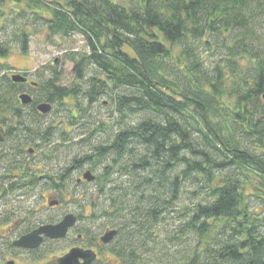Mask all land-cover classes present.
Listing matches in <instances>:
<instances>
[{
  "label": "trees",
  "instance_id": "obj_1",
  "mask_svg": "<svg viewBox=\"0 0 264 264\" xmlns=\"http://www.w3.org/2000/svg\"><path fill=\"white\" fill-rule=\"evenodd\" d=\"M16 17L24 22L12 41L24 54L35 25L49 38L78 33L87 51L67 57L72 88L60 73L35 82L25 114L2 75L1 123L17 121L16 137L60 150L68 134L43 127L37 103L73 99L68 126L79 127L85 107L105 97L116 117L106 141L96 142L103 125L80 129L79 144H94L70 162L91 174L102 167L85 216L96 228L78 231L105 250L93 264H264V0H0V37ZM10 50L0 39V58ZM56 169L62 194L70 169ZM185 183L191 202L174 210ZM174 211L177 225L162 232ZM107 229L116 236L102 245Z\"/></svg>",
  "mask_w": 264,
  "mask_h": 264
},
{
  "label": "rangeland",
  "instance_id": "obj_2",
  "mask_svg": "<svg viewBox=\"0 0 264 264\" xmlns=\"http://www.w3.org/2000/svg\"><path fill=\"white\" fill-rule=\"evenodd\" d=\"M129 1V0H126ZM11 4V3H10ZM10 5H8L9 7ZM14 10L21 9L20 7H13ZM6 10V9H5ZM7 11V10H6ZM24 22L23 18L16 17L13 21V25L5 27V32H1L0 39L2 41H7L8 45L11 46L10 53L6 57L0 58V64L5 65L8 69L2 70L0 77L4 74L9 73L11 70H16L20 74H26L29 78L33 80V82H42L49 78L53 73H60L61 74V81L60 85L63 87L72 88L74 84V75L72 73L73 65L70 61H68L67 57L71 54H76L77 52L87 51L86 45L83 41V38L80 34L76 33L66 38H62L59 36H55L53 38H49L44 30L39 25L33 26V28H28L26 31L29 34L28 39V49L27 52L24 54L21 51V46L16 40L12 41V31L17 30L15 26H21ZM14 39V38H13ZM92 69L89 68L86 70L85 75L87 78L92 74ZM5 83H10L9 80H6ZM65 104L63 106L56 107L53 106L52 110L44 115L40 120L42 126H50L53 128L55 135L58 136L59 132L64 131L68 135L69 142L66 140L60 150L54 148L53 146H58L60 142L55 141L54 145H49L46 150L41 149L46 156H48L49 161L45 162L41 160L42 153L40 152V148H37L38 144L35 140L28 142V147L36 148V156L30 155H23L25 158V163L31 162L34 158L36 159V163L34 164V173L35 175H41V173H53L55 175L56 168H68L70 171L68 172L69 176L67 180L64 182L65 189H62V194H58V191H51L50 195H53L56 199L55 201L58 202V208L52 211H45L41 210L40 205H44L45 201L43 196L47 194L45 190L42 189V184L44 183L43 180H39L38 187L33 190L31 187L23 186L25 182L22 183V188L18 193L10 192L8 196L9 204H10V212L13 214V217L17 218L18 209H21L20 216L23 217L22 220L26 222H33L35 219L37 221H46L52 219V216L61 217L64 213H71L74 215L80 214L82 219L78 220L74 226V230L71 229L68 231V234L60 240H47L42 243L39 249L34 251L18 249L12 246L11 241L9 242H0V264H9L10 262L13 264H57L56 260L59 257H62L65 253L73 248H77L81 245L77 239H75V233L85 228V226L92 231V229L96 228V224H92L91 220L85 217L89 214V201L88 197L92 195L95 197L94 192L98 189V185L96 183L89 184V185H75L73 182L76 178L81 176L84 170L88 166H82V169H77V167H73L74 165L71 164L72 159H78L80 155L91 153V147L94 144V141L88 143L86 146L79 144V140L84 136V133L80 136L77 135L81 133L80 129H85L87 127L94 128L99 125H103L107 129V134H97L96 142L98 141H106L105 139L107 136H110L111 133L117 131L119 128L113 123L116 117L113 119L109 118V112L112 110V107L107 98L101 97L98 103L92 104L90 108L87 106V115H83L80 121H84L87 125H80L79 127L76 125L68 126L69 124V114L71 113L70 110L68 112L69 107L67 105L69 103H73V99H65L63 101ZM1 115V114H0ZM2 117H0L1 123ZM130 120V119H129ZM94 122V124H92ZM5 125L12 126L14 122H9L7 120L4 121ZM3 123V124H4ZM92 124V125H91ZM6 129V127H5ZM16 138V135H15ZM19 138V139H18ZM16 139L9 140L5 143L3 150L5 154H7L8 158L15 159L17 164L22 163L20 156L15 155L12 150L15 149L17 145L16 142L20 141V143H24L25 137L22 135ZM15 140V141H14ZM248 144L247 141H244L243 147L245 148ZM23 145V144H22ZM20 145V146H22ZM27 148V147H24ZM55 156V158H54ZM57 159V160H56ZM76 165V164H75ZM31 167H33L31 165ZM23 168V165L22 167ZM25 169V168H24ZM23 169V170H24ZM82 170V171H81ZM102 167H97L92 173L94 175L100 174ZM147 172L139 171L138 174L145 175ZM56 176V175H55ZM115 180V178H114ZM190 188L188 183H185L180 189L179 200L174 203V210L178 209L181 206L190 204L191 199L188 195ZM249 189L247 190V192ZM251 192V191H250ZM248 192V193H250ZM63 196V200H58L59 196ZM20 196H23L22 199ZM50 197V196H49ZM18 198V199H17ZM53 198V197H52ZM197 201H201L197 199ZM252 203H258L255 199L251 200ZM85 203V204H84ZM85 206L84 208H82ZM18 208V209H17ZM44 209V208H43ZM262 210V209H260ZM41 211V212H40ZM179 213V212H178ZM176 211L172 212L169 217L167 218L165 223H162L161 229L162 232L165 230L172 231L171 229L174 228L177 224L175 221L176 218ZM19 215V214H18ZM19 217V216H18ZM14 219V218H13ZM160 229V230H161ZM86 233V232H85ZM11 244V246H10ZM99 253L100 259L105 258V250L104 249H97ZM101 251V252H100Z\"/></svg>",
  "mask_w": 264,
  "mask_h": 264
},
{
  "label": "flooded vegetation",
  "instance_id": "obj_3",
  "mask_svg": "<svg viewBox=\"0 0 264 264\" xmlns=\"http://www.w3.org/2000/svg\"><path fill=\"white\" fill-rule=\"evenodd\" d=\"M13 74H19L21 77L26 78L24 83H12L14 84V88L18 89V91L14 94L13 96V105L16 107L19 111H22V114H25L29 111H32V104L34 103L33 99V93L32 89H35L36 83L33 82L31 78L28 77V75L20 74L16 70H11L9 73L6 74L7 79L11 80L10 77L13 76ZM29 95L30 98L32 99L31 103L28 104H22L21 100H19L20 95ZM39 103H37L34 106V109L36 110V106ZM38 115H41L38 110H36ZM19 122L15 121L12 126L5 125V123H0V242H9L11 241L12 246L14 241L20 239L22 236H26L28 234H31V232L35 231L41 225L44 224H55L58 223L61 218L58 216H52V219L46 220V221H37L36 219L33 222H26L25 220H22L23 217L20 216L21 209H18V214L17 218L13 217V214L10 212V204H9V193L10 192H15L18 193L20 189L22 188V183L23 186L26 187H31L33 190H35L36 187H38L39 180H43L42 189L47 192L45 196H43V199L45 201L44 205H40L41 210L45 211H52L56 210L58 208V205H51L53 201L56 199L54 198L53 195H50L51 191H56V183H55V175L53 173H41V175H35L34 173V164L36 163V159H32L31 162L25 163V158H23V155H30V156H36V148L28 147V142L24 140V143H20V141L16 142L15 149L12 150L15 155L20 156L22 159H20V162L17 164L16 162V157L15 159H10L8 158L7 154H5V151L3 150V147L5 146V143L8 142L10 137L12 139H16L19 136L15 138V135H18V129H19ZM6 127V129H5ZM9 128H11L12 131L9 132ZM19 139V138H18ZM29 140V139H27ZM15 141V140H14ZM23 144V145H22ZM22 145V146H20ZM27 147V148H24ZM37 147V146H35ZM41 150V149H40ZM43 156H41V160H44L45 162L49 161L48 156H46V153H44L42 150L40 151ZM23 165V168H21ZM31 165L33 167H31ZM25 168V169H24ZM24 169V170H23ZM83 170V168H82ZM81 170V171H82ZM84 171H89L88 167ZM91 173V171H89ZM93 174V173H92ZM94 182V180L92 181ZM92 182H87L83 178V174L79 177L76 178V180L73 182L75 185L83 186V185H89L92 184ZM50 196V197H49ZM23 196H20L22 199ZM53 197V198H52ZM18 199V198H17ZM41 212V211H40ZM19 216V217H18ZM14 218V219H13ZM75 226V225H74ZM74 230V227L71 229V231ZM75 239L81 243V245L77 248L83 250V251H92L95 254V261H97L99 257L98 250L94 249L93 246H89L88 242L90 241L89 239H84L82 234H79L78 232L75 233ZM43 242L46 241V238L42 239ZM48 240V239H47ZM50 241V240H49ZM53 241V240H52ZM39 249V248H37ZM37 249H33L37 250ZM31 251V252H32ZM81 263H83V260H79ZM94 261V262H95ZM92 262L91 264H93Z\"/></svg>",
  "mask_w": 264,
  "mask_h": 264
},
{
  "label": "water",
  "instance_id": "obj_4",
  "mask_svg": "<svg viewBox=\"0 0 264 264\" xmlns=\"http://www.w3.org/2000/svg\"><path fill=\"white\" fill-rule=\"evenodd\" d=\"M10 79L12 83H24L26 80V78H23L18 74H13ZM19 100H21L24 105L31 103L32 101L30 96L27 94L20 95ZM36 110H38L41 115H47V113H49L52 109L49 103H40L36 106ZM83 178L87 182H92L94 180V175H92L89 171H86L83 174ZM57 203V201H53L51 205H56ZM76 221L77 217H75L74 214H66L58 223L52 225H41V227L31 232V234L22 236L20 239L14 241L13 245L20 250L24 249L32 251L33 249H37L41 246L43 238L48 240L63 239L67 235L68 231L74 227ZM115 236L116 230L110 229L100 236V241L102 244L107 245V243L111 242ZM79 260H83V263ZM94 261L95 254L92 251H83L76 247L56 260L57 264H91ZM9 264L13 263L10 262Z\"/></svg>",
  "mask_w": 264,
  "mask_h": 264
}]
</instances>
